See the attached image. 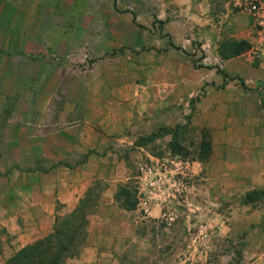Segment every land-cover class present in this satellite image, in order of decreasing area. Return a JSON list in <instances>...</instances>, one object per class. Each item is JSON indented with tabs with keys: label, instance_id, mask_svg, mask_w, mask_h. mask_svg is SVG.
Returning <instances> with one entry per match:
<instances>
[{
	"label": "rangeland",
	"instance_id": "374dc122",
	"mask_svg": "<svg viewBox=\"0 0 264 264\" xmlns=\"http://www.w3.org/2000/svg\"><path fill=\"white\" fill-rule=\"evenodd\" d=\"M257 41L226 0H0V264L40 212H70L56 195L73 180L91 211L108 187L134 194L141 262L264 264V189L208 173L264 145ZM179 159L183 192L148 216L140 167Z\"/></svg>",
	"mask_w": 264,
	"mask_h": 264
},
{
	"label": "crops",
	"instance_id": "0c3cea01",
	"mask_svg": "<svg viewBox=\"0 0 264 264\" xmlns=\"http://www.w3.org/2000/svg\"><path fill=\"white\" fill-rule=\"evenodd\" d=\"M251 21V20H250ZM251 23V28H252ZM210 179L213 180L215 185H219L222 189H227L229 185L234 183V189L242 188V192L246 193L252 190L264 189V145L253 150L250 160L246 163L243 169L236 167L228 169L214 170L212 165H209ZM62 180V184H65ZM72 182V183H71ZM68 181V188L66 192L59 191L56 198L63 204L65 212L72 211L79 202L87 188L83 186L79 191L78 186L74 185L75 182ZM110 193L104 192L99 197V204L96 211H91L87 215V235L83 246L80 249L78 257L75 259V264H149L150 259L145 262L135 257L138 254V241L140 234L137 231L136 224L138 223V211L135 209L125 210L120 208L114 201L112 192L114 188L108 187ZM226 191V190H225ZM226 193V192H224ZM108 195V197H107ZM56 198L50 200L48 204H53ZM54 209V208H53ZM159 208L154 207L152 216H157ZM53 210H48L46 213H39V223L35 224L33 231L27 233L25 243H29L36 239L40 233L48 234L52 231L53 221L55 215L52 214ZM37 216V215H36ZM140 219H142L140 217ZM143 220V219H142ZM13 227V225H12ZM145 241V240H144ZM149 240H146V245L150 246ZM22 243L21 245H24ZM147 249V255L152 251L151 248ZM129 252L132 256L128 259L121 255V253Z\"/></svg>",
	"mask_w": 264,
	"mask_h": 264
},
{
	"label": "trees",
	"instance_id": "16d2710c",
	"mask_svg": "<svg viewBox=\"0 0 264 264\" xmlns=\"http://www.w3.org/2000/svg\"><path fill=\"white\" fill-rule=\"evenodd\" d=\"M242 44L247 45V49L250 47L249 42L243 41ZM170 45L183 50L173 43ZM220 73L224 77L233 78L224 71ZM240 80L244 84L241 78ZM87 194L89 195V191ZM133 197L134 194L132 195L127 188L119 189L114 195L116 200H120L121 207L126 210L136 208L137 200ZM87 204L83 197L72 211L60 218L58 225L55 223L51 232L21 247L6 260L5 264H65L66 259L80 251L85 242L87 215L91 213L89 208H85Z\"/></svg>",
	"mask_w": 264,
	"mask_h": 264
},
{
	"label": "built area",
	"instance_id": "2783aa9c",
	"mask_svg": "<svg viewBox=\"0 0 264 264\" xmlns=\"http://www.w3.org/2000/svg\"><path fill=\"white\" fill-rule=\"evenodd\" d=\"M226 3L249 17L258 36L255 49L263 53L264 0H226ZM167 166L142 165L140 167L143 186L139 191L138 204L142 205L148 216L151 215L152 207H160L162 211L164 207L171 208L172 200L176 199L184 190L183 178L191 170L189 161L186 159L172 160L171 164ZM162 213V217L166 216L165 212Z\"/></svg>",
	"mask_w": 264,
	"mask_h": 264
}]
</instances>
